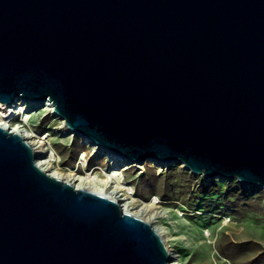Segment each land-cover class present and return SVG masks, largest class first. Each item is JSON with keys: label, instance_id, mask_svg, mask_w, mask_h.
Here are the masks:
<instances>
[{"label": "water", "instance_id": "obj_1", "mask_svg": "<svg viewBox=\"0 0 264 264\" xmlns=\"http://www.w3.org/2000/svg\"><path fill=\"white\" fill-rule=\"evenodd\" d=\"M21 98L132 164L264 188V0H0V103ZM0 264L172 263L0 126Z\"/></svg>", "mask_w": 264, "mask_h": 264}, {"label": "rangeland", "instance_id": "obj_2", "mask_svg": "<svg viewBox=\"0 0 264 264\" xmlns=\"http://www.w3.org/2000/svg\"><path fill=\"white\" fill-rule=\"evenodd\" d=\"M30 122L40 135L52 134L64 169L74 168L82 154H86L87 163L80 167L83 175V167L116 170L137 190L140 199L149 202L150 198H158L156 211L170 233V246L183 264H264L261 188L242 185L236 180L194 176L181 163L149 160L128 165L126 161L114 168L88 142L56 140L63 139L66 129L49 110L37 107Z\"/></svg>", "mask_w": 264, "mask_h": 264}, {"label": "bare ground", "instance_id": "obj_3", "mask_svg": "<svg viewBox=\"0 0 264 264\" xmlns=\"http://www.w3.org/2000/svg\"><path fill=\"white\" fill-rule=\"evenodd\" d=\"M37 107H43L45 110H49L50 113L64 125L66 130H64L65 135L62 137L63 139L56 140L70 142L71 140L75 141L76 139H80L83 142H88L89 145L95 148L96 154L105 155L108 162L113 164L112 166H114V168H118V165L126 162V160L119 156L112 155L105 149L100 148L92 141L77 135L65 124L64 120L55 113L54 108L48 102L35 105L34 103L21 98L17 99L10 105L0 103V126L12 133L20 135L23 140L30 145L34 152L36 164L44 173L70 184L79 190L86 192L90 191L99 196L107 197L112 201L117 202L126 213L134 217H139L150 224L156 232L160 234L165 246L168 248L170 253V263L183 264L178 253L170 246L169 243L172 241L170 233L161 224L159 213L156 211L157 205L160 204V200H158V198H150L149 202H146L140 199L137 195V190L129 186L124 176L118 175L116 170L106 171L97 167L91 169L83 167V171L85 172L83 175L80 167L87 163L86 154H82L81 159L77 162L74 168L64 169L62 167L63 160L58 156L55 149L52 134L45 136L40 135L36 132L35 127L32 126L30 122L32 114L36 112ZM128 163V165L134 164L130 162ZM125 167L129 166L125 165ZM185 170L190 172L186 168ZM97 171H101L102 173L96 174ZM260 188L261 187H259V189ZM261 189L264 191V188Z\"/></svg>", "mask_w": 264, "mask_h": 264}]
</instances>
